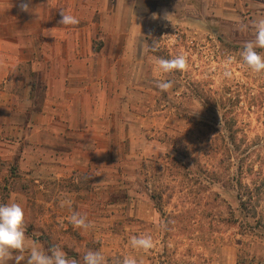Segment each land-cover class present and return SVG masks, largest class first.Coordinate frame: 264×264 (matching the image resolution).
I'll use <instances>...</instances> for the list:
<instances>
[{"label": "rangeland", "instance_id": "obj_1", "mask_svg": "<svg viewBox=\"0 0 264 264\" xmlns=\"http://www.w3.org/2000/svg\"><path fill=\"white\" fill-rule=\"evenodd\" d=\"M213 6L157 22L133 44L143 54L117 62L126 91L116 93L109 175L100 171L93 190L91 247L105 264H264V71L239 56L264 0H223L222 15ZM180 54L183 70L159 71V58ZM156 80L172 83L161 90ZM140 234L150 249L131 246Z\"/></svg>", "mask_w": 264, "mask_h": 264}, {"label": "crops", "instance_id": "obj_2", "mask_svg": "<svg viewBox=\"0 0 264 264\" xmlns=\"http://www.w3.org/2000/svg\"><path fill=\"white\" fill-rule=\"evenodd\" d=\"M199 3L222 15L223 0H29L27 11L0 0V203L24 210L25 258L55 244L83 264L98 239L93 190L100 171L109 175L116 93L126 91L117 62L138 59L133 44H146L157 22L200 15ZM61 9L78 23L59 24ZM72 212L92 227H73Z\"/></svg>", "mask_w": 264, "mask_h": 264}, {"label": "clouds", "instance_id": "obj_3", "mask_svg": "<svg viewBox=\"0 0 264 264\" xmlns=\"http://www.w3.org/2000/svg\"><path fill=\"white\" fill-rule=\"evenodd\" d=\"M21 10H29V0H21ZM61 19L59 24L73 25L78 23L77 17L68 14L64 9L60 10ZM255 29L254 39L245 41L240 49L239 56L241 61L252 71H264V54L257 49H264V18L253 21ZM231 58H229L230 60ZM157 66L160 72L169 73L172 70H183L186 66V58L183 54L170 59L159 58ZM229 76L227 70L224 73ZM156 86L161 90H167L171 86L170 80H156ZM71 201L67 199L60 200V206H70ZM69 222L73 227L82 230H88L92 227V222L85 215L79 212H72ZM133 248L150 249L153 246V239L150 235L140 234L130 238ZM25 250V229H24V210L21 205L15 201L9 203H0V264H5L9 258L14 256V264H20L25 257L22 255ZM26 264H78L75 259H69L62 248L58 245H50L47 250L33 245L28 249ZM83 264H105V258L99 250H88L83 256ZM122 264H138L133 257H125Z\"/></svg>", "mask_w": 264, "mask_h": 264}, {"label": "trees", "instance_id": "obj_4", "mask_svg": "<svg viewBox=\"0 0 264 264\" xmlns=\"http://www.w3.org/2000/svg\"><path fill=\"white\" fill-rule=\"evenodd\" d=\"M260 166H262V165H260Z\"/></svg>", "mask_w": 264, "mask_h": 264}]
</instances>
